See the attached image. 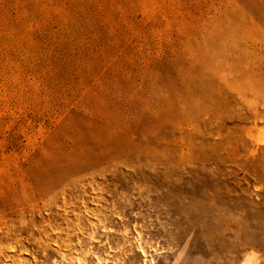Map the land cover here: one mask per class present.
Listing matches in <instances>:
<instances>
[{
    "label": "rangeland",
    "instance_id": "1",
    "mask_svg": "<svg viewBox=\"0 0 264 264\" xmlns=\"http://www.w3.org/2000/svg\"><path fill=\"white\" fill-rule=\"evenodd\" d=\"M78 260L264 264V0H0V264Z\"/></svg>",
    "mask_w": 264,
    "mask_h": 264
},
{
    "label": "bare ground",
    "instance_id": "2",
    "mask_svg": "<svg viewBox=\"0 0 264 264\" xmlns=\"http://www.w3.org/2000/svg\"><path fill=\"white\" fill-rule=\"evenodd\" d=\"M69 184L70 185H75V182H69ZM65 202V201H64ZM66 207V206H65ZM60 247H63L62 249L64 250V251H68V250H70V248H71V245L70 244H64V245H60ZM61 249V248H60ZM14 249H13V247H11V251H13ZM142 254H143V256H146V252L143 250L142 251ZM78 262H79V264H83L82 262H81V260H78Z\"/></svg>",
    "mask_w": 264,
    "mask_h": 264
}]
</instances>
